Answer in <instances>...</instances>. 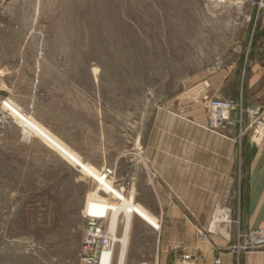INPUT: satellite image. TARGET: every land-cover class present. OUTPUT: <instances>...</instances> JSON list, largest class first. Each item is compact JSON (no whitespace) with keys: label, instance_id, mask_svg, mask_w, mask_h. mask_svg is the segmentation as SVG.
<instances>
[{"label":"rangeland","instance_id":"1","mask_svg":"<svg viewBox=\"0 0 264 264\" xmlns=\"http://www.w3.org/2000/svg\"><path fill=\"white\" fill-rule=\"evenodd\" d=\"M239 1L0 0V264H88L131 193L145 216L133 215L125 264L247 252L234 247L259 228L201 210L202 195L183 202L155 163L188 149L170 142L193 123L216 135L251 123L204 84L237 44L264 40V0ZM208 99L235 103L227 128L210 124ZM90 221L103 235L88 244Z\"/></svg>","mask_w":264,"mask_h":264},{"label":"crops","instance_id":"2","mask_svg":"<svg viewBox=\"0 0 264 264\" xmlns=\"http://www.w3.org/2000/svg\"><path fill=\"white\" fill-rule=\"evenodd\" d=\"M204 84L207 91L217 86L219 95L238 103L232 118L240 116L241 107L264 114V40L237 44L224 58L222 70L208 76ZM190 127L191 137L170 142L172 147L186 146L187 150L155 161L160 177L167 180L165 186L172 194L185 196L183 202L194 200L188 196L202 195L199 208L203 211L226 208L242 230L264 227V125L243 121L231 124L224 135L211 133L203 124ZM213 255L220 256L221 264H234L235 260L236 264H264V250L237 256L212 246L203 258Z\"/></svg>","mask_w":264,"mask_h":264},{"label":"bare ground","instance_id":"3","mask_svg":"<svg viewBox=\"0 0 264 264\" xmlns=\"http://www.w3.org/2000/svg\"><path fill=\"white\" fill-rule=\"evenodd\" d=\"M245 0L239 1L238 6L243 5ZM98 179L106 184V172H103ZM120 200L113 205L109 212L108 223H107V231H106V242L102 249L97 252L94 256L86 255V263L92 264L96 262V264H112L113 262V249L115 243H119L120 249L117 256L116 264H125V255L126 248L128 242L129 231L131 227V222L134 213H137L141 216H145L135 205H134V197L133 193L130 196L125 197L123 195H119ZM223 210V208H222ZM221 209L219 210L221 214V220L224 219V213ZM120 217L122 218V229L121 234L117 236V228ZM88 227V244H91L95 241V239L101 236V229L96 228L94 226V221H90L87 225ZM103 235V233H102ZM104 237V236H103ZM96 247V246H95Z\"/></svg>","mask_w":264,"mask_h":264},{"label":"built area","instance_id":"4","mask_svg":"<svg viewBox=\"0 0 264 264\" xmlns=\"http://www.w3.org/2000/svg\"><path fill=\"white\" fill-rule=\"evenodd\" d=\"M264 7V5H263ZM222 65L221 61H217L215 66L220 68ZM235 103L232 100L225 99H208L207 108L209 112H211L210 116V124L219 129H225L228 127L229 118L228 114L231 110L235 108ZM249 113L252 114V121L250 124L254 123H262L264 125V114L260 113L258 110L252 111ZM224 219L221 222L231 223V217L227 210L223 211ZM95 226V223H94ZM212 233V232H210ZM201 236V235H200ZM242 237L240 233H238V238ZM202 239H206L205 235L201 236ZM234 249H241L244 251H253L264 249V227L256 230H250L248 234V240L245 242L243 246H235ZM87 257V256H86ZM93 262L92 264H94ZM174 264H194V260L188 256H182ZM205 264H221V259L219 255H214L209 261Z\"/></svg>","mask_w":264,"mask_h":264}]
</instances>
